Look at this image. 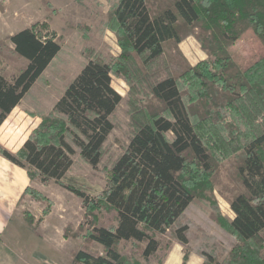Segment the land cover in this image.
I'll list each match as a JSON object with an SVG mask.
<instances>
[{
    "label": "trees",
    "instance_id": "trees-1",
    "mask_svg": "<svg viewBox=\"0 0 264 264\" xmlns=\"http://www.w3.org/2000/svg\"><path fill=\"white\" fill-rule=\"evenodd\" d=\"M44 4L55 13L49 0ZM113 15L123 50L145 56L147 63L161 58L167 44L178 48L189 36L202 43L207 59L195 66L186 62L182 76L166 77L152 87L162 113L135 130L95 199L69 172L77 154L93 168L101 162L114 130L111 116L122 102L112 85L113 74L119 76L117 65L90 60L23 147L12 153L0 145V156L25 169L31 181L55 182L81 199L86 215L101 208L114 212V224L93 225L86 235L81 233L83 222L65 229L66 239H83L84 246L72 252V264H152L162 246L155 235L173 231L176 240L189 243V226L177 223L195 200L193 181L185 177L190 162L211 171L212 156L179 86L185 77L218 95L250 128L239 168L243 191L230 201L234 217L226 226L242 244L233 248L228 264H264L248 245L264 231V52L247 68L231 53L248 33L264 50V0H119ZM38 25L7 37L27 65L11 79L0 73V127L61 52L57 34H43ZM259 120L263 124L258 130ZM26 194L48 204L43 213H49L52 203L46 196L35 188ZM28 222L34 225L35 219ZM127 243L138 247V257L121 252ZM95 244L100 250L92 253ZM204 256L205 264H214L213 255Z\"/></svg>",
    "mask_w": 264,
    "mask_h": 264
},
{
    "label": "rangeland",
    "instance_id": "rangeland-1",
    "mask_svg": "<svg viewBox=\"0 0 264 264\" xmlns=\"http://www.w3.org/2000/svg\"><path fill=\"white\" fill-rule=\"evenodd\" d=\"M49 1L55 9L54 14L46 5L41 4L42 0H27L26 5H8V0H1L2 5L8 9L4 19H11L7 28L10 29L9 33H17L39 24L38 31L43 34L56 33L61 45V52L24 98L19 110L26 111L24 117L32 123L31 129L34 131L42 117L53 111L68 85L90 60L119 67V76L113 74L112 85L122 96V102L111 116L114 130L103 146L101 162L97 168H93L77 154L73 157L74 165L69 172L70 177L87 185L86 191L95 199L105 189L109 171L124 152L135 130L150 122L154 115L162 113L161 105L152 94V87L166 77L182 76L187 63L196 65L206 59L207 55L202 49V43L196 37L189 36L178 48L173 43L167 44L161 58L147 63L145 56L122 48L113 15L119 0ZM13 9L18 15L15 21L12 20ZM0 41L3 42L0 45V73L11 79L19 74L27 62L12 51L7 37L0 36ZM231 51L242 68L253 64L264 52L252 33L246 34ZM179 86L199 135L212 156L211 171H205L189 157L191 162L185 174L186 179L193 181L191 185L195 193V200L184 217L185 222L191 226V249L194 244H200L201 250L213 255L214 264H228L233 248L242 244L230 234L226 226L234 217L230 201L243 191L239 168L243 165L242 147L250 136V128L244 125L235 111L224 106V101L218 95L203 90L185 77L179 80ZM262 124V120L257 121L258 126L255 128L262 129L264 124L259 127ZM41 187L56 201L61 214L67 215L62 218L64 225L76 227L78 223H84L85 231H81L83 235L93 225L115 223L114 212L105 208L95 210L96 218L91 213L86 215L82 200L73 194H66L70 192L55 182ZM30 229L34 233L33 225ZM199 230H202L201 233ZM155 236L160 239L165 250L172 243L174 235L169 232L162 237ZM81 241L82 238L62 242L55 250L47 245L45 247L48 252L54 255L45 257L51 263L61 259L72 264L73 250L84 246ZM248 245L264 258V231ZM98 250L100 247L95 244L91 252ZM120 250L128 258L139 256L138 247L130 243L123 244ZM152 261V264H159L160 259L157 257Z\"/></svg>",
    "mask_w": 264,
    "mask_h": 264
},
{
    "label": "crops",
    "instance_id": "crops-1",
    "mask_svg": "<svg viewBox=\"0 0 264 264\" xmlns=\"http://www.w3.org/2000/svg\"><path fill=\"white\" fill-rule=\"evenodd\" d=\"M44 1L46 0H42V5H45ZM9 3L26 5L28 2L27 0H15V2L8 0V5ZM7 11L6 5L3 4V12L0 13V36L2 37L15 34L9 33L10 29L7 30L9 20H11L3 17ZM13 12L12 20H18L16 18L18 15L14 9ZM21 104L22 102L0 127V145L12 153H17L23 147L33 131L31 129L32 123L28 121L27 117H24L26 111L19 110ZM41 186L47 187V185L31 181L25 169L0 156V264H48V262L49 264H67L58 258L59 262L51 263L45 257V255L47 257L54 255V253L48 252V248L45 246L48 245L55 250L59 248V244L71 239L65 238V229L70 224L64 225L62 218H66L67 215L61 214L56 201ZM33 187L51 201L52 206L49 208L48 214L44 215L43 213L48 208V204L38 202L33 199L32 195L26 194V190ZM66 194L72 195V193L67 192ZM184 217L185 213L177 223V227L189 226L187 233L189 243L184 245L173 236L172 243H169L165 250L161 246L156 254V258L160 259L159 264H184L185 255H188L186 264L206 263L204 254L207 251L201 250L200 244H194L193 249H191V226L185 222ZM30 218L35 219L34 233L31 232V225L28 222ZM201 231L199 230V233ZM169 232L173 233V231L167 233Z\"/></svg>",
    "mask_w": 264,
    "mask_h": 264
},
{
    "label": "built area",
    "instance_id": "built-area-1",
    "mask_svg": "<svg viewBox=\"0 0 264 264\" xmlns=\"http://www.w3.org/2000/svg\"><path fill=\"white\" fill-rule=\"evenodd\" d=\"M0 3H1V0H0Z\"/></svg>",
    "mask_w": 264,
    "mask_h": 264
}]
</instances>
